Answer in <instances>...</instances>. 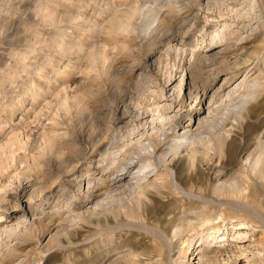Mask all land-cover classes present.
Returning <instances> with one entry per match:
<instances>
[{
	"label": "rangeland",
	"instance_id": "obj_1",
	"mask_svg": "<svg viewBox=\"0 0 264 264\" xmlns=\"http://www.w3.org/2000/svg\"><path fill=\"white\" fill-rule=\"evenodd\" d=\"M262 142L264 0H0V264H264Z\"/></svg>",
	"mask_w": 264,
	"mask_h": 264
},
{
	"label": "bare ground",
	"instance_id": "obj_2",
	"mask_svg": "<svg viewBox=\"0 0 264 264\" xmlns=\"http://www.w3.org/2000/svg\"><path fill=\"white\" fill-rule=\"evenodd\" d=\"M181 1V0H180ZM197 1V0H196ZM199 1V0H198ZM208 1V0H207ZM217 1V0H216ZM232 1V0H231ZM246 2V0H245ZM225 3V2H224ZM232 3V2H231ZM248 5V4H247ZM241 9V8H240ZM212 14V13H211ZM196 15V14H195ZM230 16V15H229ZM212 17V16H211ZM222 19V17H221ZM220 19V20H221ZM238 19V18H237ZM245 19V18H244ZM212 20V19H211ZM215 21V20H214ZM211 23V22H210ZM206 24V23H205ZM218 23L215 24V26H217ZM209 25V24H208ZM211 26V25H209ZM232 30V29H231ZM207 32V31H206ZM210 34V32H209ZM206 35V34H205ZM213 35V34H212ZM217 33H214V35L212 37H210L211 39L209 40L210 43L213 42V39L216 37ZM231 36V35H230ZM173 38V37H172ZM183 40V39H182ZM203 40V39H202ZM204 41V40H203ZM194 45V44H193ZM192 46V45H191ZM213 47H209V50L212 49ZM213 52V51H212ZM216 52V51H215ZM211 54V53H210ZM197 55V53H196ZM203 55V54H202ZM195 56V55H194ZM198 57V55H197ZM203 57V56H202ZM215 57V56H214ZM204 58H206V55L204 56ZM203 58V59H204ZM200 59V58H199ZM202 59V58H201ZM208 59V58H207ZM211 60V58H210ZM200 61V60H199ZM204 60H202L203 62ZM208 61V60H207ZM206 61V62H207ZM201 62V67H205V63H202ZM209 62V61H208ZM169 77V76H168ZM245 80V79H244ZM182 83V82H181ZM171 84V83H170ZM180 85V83H179ZM240 85L246 87L245 91L246 93H244L243 96H239L237 97V99L235 98L234 100H229L228 103H230V105H228V110L231 109L233 110L234 108L240 110L242 105H246V98L248 97H251L252 94L250 92V89H255L256 86H257V81H254V80H251L249 82L246 83V81L243 82V80L240 82ZM178 87V85H176V88ZM180 88V87H179ZM240 88V87H239ZM179 90V89H178ZM199 90V89H198ZM198 90L197 92H195L196 94L198 93ZM237 91V89L235 90ZM207 92L206 89H203L202 93L205 94ZM232 93V91H231ZM235 96V95H234ZM213 98H214V94L211 95L210 97V100H209V103H208V106L211 105L213 103ZM234 98V97H233ZM212 101V102H211ZM156 109V108H155ZM154 109V110H155ZM213 110H216V108H214ZM227 111V110H226ZM146 114V113H145ZM148 115L144 116V117H147ZM143 117V118H144ZM147 121V120H146ZM209 121V120H208ZM208 123V122H207ZM132 131V130H131ZM192 131H185L184 132V136L183 138L187 139L190 137V135L192 134L191 133ZM164 134V133H163ZM163 134H158V136H156V140L158 141L159 140V137L160 135H163ZM150 139H153L150 138ZM179 140V139H178ZM181 140V139H180ZM179 140V142H180ZM147 141V140H146ZM179 142L177 141L176 144L174 145H170L169 147H167L166 150L162 149L161 151H159L158 153H156V146H155V143L151 140H149V142H145V141H142V143H140L139 146H137V149L134 150L133 154L136 156V158H138L139 161H141L139 164L136 162V161H133L132 158H129V160L127 162H125L123 164V166L119 167L118 171H121L118 176L121 177L117 182L119 183L122 178H124V174L126 172H129L131 173V176L128 178V180L125 182V185L123 184L122 186L124 188H127L129 190L131 189H134L135 186H139L143 181H146L148 180V177L151 173V171L155 170L156 169V166L160 163H165L166 162V155L169 153V152H172L173 154L175 155H178L179 154V150H180V144ZM117 143V142H116ZM112 144V143H111ZM114 145V144H113ZM260 145L261 146V149L259 150L260 152H258L256 158H254L255 160H253L255 162V164H259L261 162L264 163V142H262ZM113 148V147H112ZM115 148V147H114ZM132 149V147H131ZM126 154H127V151H126ZM125 154V155H126ZM132 154V155H133ZM125 158V157H124ZM103 159V158H102ZM107 160V159H106ZM127 160V159H126ZM108 162V161H107ZM252 162V161H251ZM120 163V162H119ZM256 165V166H257ZM117 167V168H118ZM263 167V166H262ZM92 169V168H90ZM103 169V168H102ZM165 169L167 170V172H169V175L173 172L168 168V166H166L165 164ZM89 170V169H88ZM87 170V171H88ZM86 171V172H87ZM93 173V172H92ZM91 174V173H90ZM80 178V177H79ZM91 179V178H90ZM170 179L172 180V177H170ZM93 181V180H92ZM88 183L91 182V180H87ZM154 183V182H153ZM149 184V183H148ZM153 186V185H152ZM113 187V186H112ZM121 187L120 185L117 186V188H115L114 190H118V188ZM123 188V189H124ZM115 196V195H114ZM117 196V195H116ZM112 197V196H111ZM118 198V197H117ZM108 203V202H107ZM18 206H20L23 210V213L26 212V210H29V206H25L24 202H21V200H17V204ZM30 205V203H29ZM28 207V208H26ZM105 208V206H99L97 209H95L94 213L97 214V213H101ZM2 219V218H1ZM210 222V221H209ZM238 225H244L243 223H239ZM241 228H244L243 226H237L235 227V231H236V238H243L246 236V234H240L239 230ZM219 230H220V226H215V227H212V231H210V234L209 235H213L214 238H216V233L218 232L219 233ZM245 256L246 257V262H243L242 264H250V261L252 260V256L248 257L247 256V253L244 251L242 252H239V253H236L235 254V258L236 260H239L241 261V257ZM182 264V263H180Z\"/></svg>",
	"mask_w": 264,
	"mask_h": 264
}]
</instances>
